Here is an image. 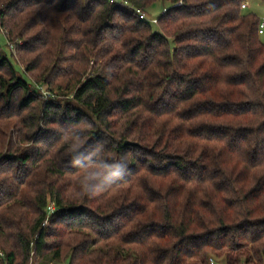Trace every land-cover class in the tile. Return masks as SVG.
Returning a JSON list of instances; mask_svg holds the SVG:
<instances>
[{
    "label": "trees",
    "instance_id": "16d2710c",
    "mask_svg": "<svg viewBox=\"0 0 264 264\" xmlns=\"http://www.w3.org/2000/svg\"><path fill=\"white\" fill-rule=\"evenodd\" d=\"M157 1L156 23L135 10ZM247 2L0 0V264H264Z\"/></svg>",
    "mask_w": 264,
    "mask_h": 264
},
{
    "label": "clouds",
    "instance_id": "9594fccd",
    "mask_svg": "<svg viewBox=\"0 0 264 264\" xmlns=\"http://www.w3.org/2000/svg\"><path fill=\"white\" fill-rule=\"evenodd\" d=\"M80 145H74L76 150ZM124 166L119 163L106 164L102 168H88L82 177V184L85 190H89L95 185L97 190H101L102 186L109 185L112 181L122 175Z\"/></svg>",
    "mask_w": 264,
    "mask_h": 264
},
{
    "label": "rangeland",
    "instance_id": "374dc122",
    "mask_svg": "<svg viewBox=\"0 0 264 264\" xmlns=\"http://www.w3.org/2000/svg\"><path fill=\"white\" fill-rule=\"evenodd\" d=\"M247 8L244 10L246 12H254L258 14V16L263 19L264 18V0H248ZM166 5L162 1H157L153 3L151 6L147 8V16L152 19V18H157L163 11V8ZM261 40L264 42V33L260 35ZM0 45L8 52L10 53V47L6 38V35L3 31H0ZM15 67L18 70H21V66L17 63V61L13 60ZM213 258V257H211ZM211 260V259H210ZM222 261V262H221ZM217 262V261H214ZM219 264H224L222 259H219Z\"/></svg>",
    "mask_w": 264,
    "mask_h": 264
},
{
    "label": "built area",
    "instance_id": "2783aa9c",
    "mask_svg": "<svg viewBox=\"0 0 264 264\" xmlns=\"http://www.w3.org/2000/svg\"><path fill=\"white\" fill-rule=\"evenodd\" d=\"M114 1V0H112ZM247 6V4H243V7L245 8ZM136 12L140 15V17L142 19H145V20H148L150 22H153V23H156L157 22V18H152L150 19L148 16H147V13H145L144 11H142L140 8H136L135 9ZM259 32L260 34H263L264 33V18L262 19L261 23H260V29H259ZM49 210L50 212L54 211V204H51L50 207H49ZM211 262L212 264L214 263V259L211 258Z\"/></svg>",
    "mask_w": 264,
    "mask_h": 264
}]
</instances>
